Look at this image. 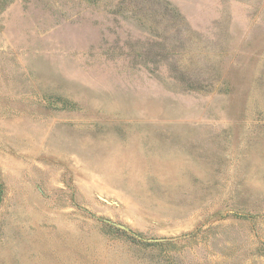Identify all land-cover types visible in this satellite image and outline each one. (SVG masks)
Returning a JSON list of instances; mask_svg holds the SVG:
<instances>
[{"label":"rangeland","instance_id":"374dc122","mask_svg":"<svg viewBox=\"0 0 264 264\" xmlns=\"http://www.w3.org/2000/svg\"><path fill=\"white\" fill-rule=\"evenodd\" d=\"M0 264H264V0H0Z\"/></svg>","mask_w":264,"mask_h":264}]
</instances>
